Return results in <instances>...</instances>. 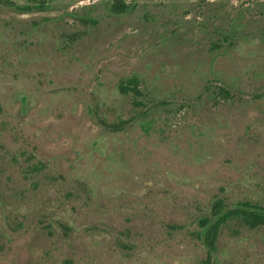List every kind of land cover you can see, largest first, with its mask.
Listing matches in <instances>:
<instances>
[{
    "label": "rangeland",
    "instance_id": "374dc122",
    "mask_svg": "<svg viewBox=\"0 0 264 264\" xmlns=\"http://www.w3.org/2000/svg\"><path fill=\"white\" fill-rule=\"evenodd\" d=\"M217 199L264 207V0H0V264H205Z\"/></svg>",
    "mask_w": 264,
    "mask_h": 264
},
{
    "label": "trees",
    "instance_id": "16d2710c",
    "mask_svg": "<svg viewBox=\"0 0 264 264\" xmlns=\"http://www.w3.org/2000/svg\"><path fill=\"white\" fill-rule=\"evenodd\" d=\"M137 85V79L132 78L127 82V86L123 84L119 86V89L122 94H127V89L132 88L135 91ZM233 222H238L249 230L264 228V207L249 202H237L233 207H230L222 199L214 201L210 216L201 219L199 222L201 230L198 237L206 247L205 264H210L211 261L214 263L216 240L222 229Z\"/></svg>",
    "mask_w": 264,
    "mask_h": 264
}]
</instances>
